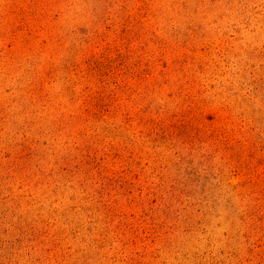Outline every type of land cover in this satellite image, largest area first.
<instances>
[{"label": "rangeland", "instance_id": "374dc122", "mask_svg": "<svg viewBox=\"0 0 264 264\" xmlns=\"http://www.w3.org/2000/svg\"><path fill=\"white\" fill-rule=\"evenodd\" d=\"M0 264H264V0H0Z\"/></svg>", "mask_w": 264, "mask_h": 264}]
</instances>
